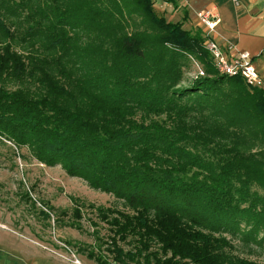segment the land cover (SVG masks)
<instances>
[{"label":"trees","instance_id":"16d2710c","mask_svg":"<svg viewBox=\"0 0 264 264\" xmlns=\"http://www.w3.org/2000/svg\"><path fill=\"white\" fill-rule=\"evenodd\" d=\"M204 41L153 0H0V143L121 201L112 264H261L226 235L264 244V89Z\"/></svg>","mask_w":264,"mask_h":264},{"label":"rangeland","instance_id":"374dc122","mask_svg":"<svg viewBox=\"0 0 264 264\" xmlns=\"http://www.w3.org/2000/svg\"><path fill=\"white\" fill-rule=\"evenodd\" d=\"M155 4L158 15L166 21L182 22L184 28L185 13L166 17ZM172 9V3L167 5V15ZM188 76L193 78L195 74ZM7 146L0 143V264H97L88 257L90 252L112 264L103 246L108 228L95 212L97 208L123 210L121 201L89 188L80 178L67 176L59 166L37 163L27 156L26 149L21 151L26 158L13 156ZM24 192L28 193L29 203L20 198ZM42 203L50 206L51 212ZM41 210L49 214V219L43 218ZM74 210L81 214V219L74 221L79 228L69 225L72 219L57 217L61 211L70 214ZM226 236L232 240L236 254L264 264V244L244 245L238 237ZM123 248L126 251L129 247Z\"/></svg>","mask_w":264,"mask_h":264},{"label":"crops","instance_id":"0c3cea01","mask_svg":"<svg viewBox=\"0 0 264 264\" xmlns=\"http://www.w3.org/2000/svg\"><path fill=\"white\" fill-rule=\"evenodd\" d=\"M156 10L166 17L185 13L184 28L205 32L196 18V13L209 11L218 18V23L209 39L223 50L233 45L239 52H246L263 81L264 87V0H154ZM173 9L167 15V5ZM165 5L164 10L162 6ZM176 6L177 8H175ZM183 12H180L179 10Z\"/></svg>","mask_w":264,"mask_h":264},{"label":"built area","instance_id":"2783aa9c","mask_svg":"<svg viewBox=\"0 0 264 264\" xmlns=\"http://www.w3.org/2000/svg\"><path fill=\"white\" fill-rule=\"evenodd\" d=\"M196 18L204 27V47L212 59L216 72L228 77L239 76L249 87H261L263 81L256 72L248 53L239 52L233 45H227L223 50L209 39L218 23V18L209 11L196 13ZM198 73L203 74L201 71Z\"/></svg>","mask_w":264,"mask_h":264}]
</instances>
